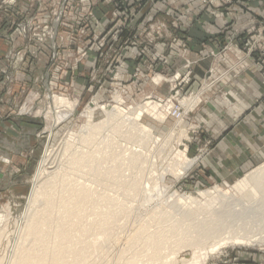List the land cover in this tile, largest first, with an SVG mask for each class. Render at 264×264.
<instances>
[{"label": "rangeland", "instance_id": "1", "mask_svg": "<svg viewBox=\"0 0 264 264\" xmlns=\"http://www.w3.org/2000/svg\"><path fill=\"white\" fill-rule=\"evenodd\" d=\"M181 1L154 0L150 5L149 0H141L131 6L129 15L137 18L132 21L131 17L127 25L139 28L123 35V52L114 54L110 48L123 24L120 12L101 0H70L54 63L50 35L61 0H0V264H22L26 258L38 263L46 252L47 264H52L63 217L59 200L67 183L90 188L85 193L93 195L94 203L86 206L82 220L70 228V264H151L153 256L163 259V264H183L195 255L201 259L199 264H264V244L221 242L219 250L212 253L214 240L204 231L200 230L198 237V229L190 234L177 220H157L156 210L166 211L165 203L173 204L179 196L197 197L216 187L237 196L233 189L236 183L263 165L219 184L208 182L199 169L228 127L226 119H238V102V110L246 106L247 99L246 109L264 106V94L251 95L247 90L250 86L239 81L254 69L264 86L260 69L264 62L260 24L264 26V19L235 28L226 23L221 30L223 44L205 56L208 69L201 72L200 83L190 91L195 68L203 57L187 38L195 28V19L184 18L183 13L193 12L192 5L197 2L198 13L221 15L220 19L227 21L229 9L236 3L183 0L182 6L172 7V2ZM152 23L167 24L174 37L159 38L157 33L149 37L147 30ZM181 38L191 44V51L184 55L171 48ZM233 49L236 51L230 56L234 61L228 58ZM187 61L195 64L186 69ZM172 77H179L176 89L170 83ZM213 83L219 84L215 92ZM191 93L201 103L190 99ZM210 94H215L208 99L216 108L205 111L204 99ZM56 100L65 105L58 107ZM171 103L176 108L169 110ZM140 107L150 115L145 113L138 122L152 130L159 144L139 147L134 131L129 130V136L128 128H121L120 133L106 128L102 138L98 136L89 149L86 147L89 120L99 123L107 119V111L117 109L129 115ZM174 111L182 117L177 119ZM197 111L198 116H193ZM89 155L105 158L104 177L95 175ZM147 183L155 187V195L143 196ZM38 187L44 192L34 202L33 192ZM50 197L56 207L48 211ZM106 216L112 217L111 221H104ZM36 219L49 223L36 224ZM29 225H37L41 232L36 239L23 241ZM46 227L52 234L39 240ZM158 237L165 241L148 249L146 243ZM191 242L198 246L188 245ZM77 254L82 259L73 263Z\"/></svg>", "mask_w": 264, "mask_h": 264}, {"label": "bare ground", "instance_id": "2", "mask_svg": "<svg viewBox=\"0 0 264 264\" xmlns=\"http://www.w3.org/2000/svg\"><path fill=\"white\" fill-rule=\"evenodd\" d=\"M193 101L194 102L197 101V104L198 102L201 103L199 99L197 100L193 99ZM55 102L58 107L65 105L63 101L56 100ZM145 110L146 109L140 107L134 110L133 112H131L129 115L122 114V112L118 111L117 109L107 111L106 112L107 119L99 123H94L91 121L92 113H90L88 117L91 120L88 121V124L85 127L86 129L85 132H87L88 136L90 135V139H88L89 137H86L87 140L85 139L87 142L86 147H88L89 149V145L91 146L92 144H94L98 136H101L102 138L103 131L106 128L109 129L108 131L111 132L113 131L119 132L121 131V128H126L125 131L127 130V128L128 131L129 130L134 131L136 134V138L135 137L134 138L136 139V143L138 144L139 147L146 148V146L150 147L151 144H155V145L159 144L160 140L157 139V137L153 136L152 130H150L142 122L141 123L138 122L139 120H141V117L145 113L150 115V111L147 110L148 112H146ZM156 119L161 120L160 118H156ZM179 121L182 120L180 119ZM130 132L131 131H129V136L131 134ZM173 132H175V129H173L170 132V134L166 137V140H162V142L165 143L167 139L170 138V136H172ZM131 138L130 137L127 138L128 141L131 140ZM70 146L72 147L73 145ZM76 147L77 146H75V148ZM84 147L85 146H83L82 149H84ZM67 148L71 149L69 146H67ZM79 149H80L79 151H81L80 147ZM140 152H142V149ZM131 153L134 155V152ZM89 157L91 162L92 163L94 162L92 165L95 164V166L92 165L90 166L91 168L94 169L93 171L95 172V175L104 177V175L106 174L103 172L104 170L103 164H105L104 163L105 158L104 157L96 158L90 155ZM136 159H138V157ZM140 160L142 159L140 158ZM139 161L136 163L139 164L140 163ZM115 170L116 167L112 169V173L115 172ZM178 172L180 175L182 174L180 173L181 171ZM145 186L143 187L144 191H146L145 192L146 194H143L144 197L155 195L154 192L156 190L155 187L151 186L148 183ZM76 187L70 186V184L68 183L65 187H63L64 192L59 200V205L63 207V213H62L63 217L60 222L61 225L58 227L59 231L56 233V239L59 240V245L56 252L54 253L53 251L52 253V257H51L52 264H70L67 260V255L72 253V248L70 247L71 244L70 236L73 233V231L70 228L72 227V224H78V222L82 220V213L85 212L86 206L89 204H94L93 201H91V197L93 195L88 194L89 193L88 190H90V188L86 190L84 186H78L77 187L78 190H77ZM262 187L264 188V165L258 167L255 171H253V173L247 175L245 179H242L236 183L233 189H235L237 196L234 195L229 190L222 191L217 187L213 191L200 192L197 195L198 198L194 197L195 195L194 196L189 195L187 197L179 196L176 198V200L174 199L175 202L173 204L165 203L166 206L168 207L166 211L160 208L156 210L158 214L157 220L159 223L168 222L170 218L172 221L177 220L179 222V227L184 228V230H190V234L195 229H198L199 230L198 237L200 236V230L204 231V233L207 236H210L209 239L212 238L214 240L211 246V248L213 249L212 253L219 250V247L221 246L220 245L221 242L224 243L223 245H225L226 242H235L237 244H243V245L251 244V243L264 244V190ZM85 190L88 193H85ZM43 192L44 191L41 187H38L36 188V190H34L33 192V195L35 197L34 202L39 201L40 197L43 195ZM78 192L87 195H80ZM46 204L48 206V211L49 209H53L56 207V203L54 202V199L52 197H50L49 201H46ZM111 219L112 217L110 218V216L109 217L106 216L103 218V220L107 222L111 221ZM47 223H49V220L42 221L36 219V224L42 225ZM27 230L28 232L26 233V236L23 239V241H26L29 238L36 239L37 234L41 232V228H38L37 225H32V226L29 225L26 227V231ZM51 234L52 233L50 232V228L47 227L43 228L42 236H40L39 240H42L43 238ZM221 236H223L222 239L220 238ZM215 240H217L218 242L216 243ZM163 241H165V239L162 240L160 239V237H158L152 241H148L146 243V246L148 247V249H151V247L153 246L155 247ZM192 244L198 246L196 242L188 243V245H192ZM197 251H199L198 248ZM30 253L31 252H29V254ZM32 259L33 258H26L25 260H22V264H33ZM81 259H82L81 254H77L73 260V263ZM200 260L201 259L195 255L192 258V260L190 261L183 260L182 262L183 264H199ZM47 263H48V253L46 252V254L40 259V261L34 264H47ZM163 263H164L163 259H159V257L157 258V256H153L151 258V264H163Z\"/></svg>", "mask_w": 264, "mask_h": 264}, {"label": "crops", "instance_id": "3", "mask_svg": "<svg viewBox=\"0 0 264 264\" xmlns=\"http://www.w3.org/2000/svg\"><path fill=\"white\" fill-rule=\"evenodd\" d=\"M182 2L183 0L180 3L172 2V7L178 8L182 6ZM235 3L236 4L229 9L227 21L220 19L221 15L209 16L198 13L197 8L199 3L197 2L192 5V8H195L193 12H190V14L182 12V17H189L191 20L195 19V28L189 33L187 38H190L194 43L199 57H203V60H200L199 65L195 68V83L190 86V91L197 88L200 83V78L202 77L201 72L203 73L208 69L209 62L204 59L205 56L209 51L219 50L223 44L221 30L227 26L226 23H230V28H235L245 25L250 21L264 19V0H235ZM157 6L160 7V4ZM237 6H241V8L239 9ZM229 34H231V31ZM237 45L239 44L237 43ZM233 50L234 51L230 52L228 55V58L232 61H234V59H231L232 57L230 55H232L236 49ZM231 74L236 75L234 72ZM232 79L235 82L237 80H235L234 77H232ZM239 81L242 82V85L245 87L250 86L246 89L252 91L251 95L256 94L262 96L264 94V86L261 85V80L256 70H250L247 74L242 76ZM239 81L236 82L237 85L240 83ZM212 86L214 88L212 91L215 92L218 90L219 84L217 86L213 83ZM213 95L215 96V94L205 95L206 98L204 101H206L205 104H207L204 109L205 111H212V109L216 108L209 102H213V100L208 99ZM230 95L232 96L233 93H230ZM238 98L239 97L236 99ZM232 99L233 101L236 100L235 98ZM248 102L249 100L247 99V104ZM239 104L241 103L238 102L236 106H240ZM220 105L219 107L222 108ZM238 106L237 112L240 113L239 117H237L238 119H233L234 121L232 120V122L226 119L228 127L221 132L222 135H220L218 140L213 144L210 155L200 163L199 169L202 171L206 180L212 184L233 181L252 167L262 163L264 165V106H250L248 109L244 106L243 109L241 108L239 110ZM152 108L157 112L155 106H152ZM220 108H218V112ZM198 111L193 116H196Z\"/></svg>", "mask_w": 264, "mask_h": 264}, {"label": "built area", "instance_id": "4", "mask_svg": "<svg viewBox=\"0 0 264 264\" xmlns=\"http://www.w3.org/2000/svg\"><path fill=\"white\" fill-rule=\"evenodd\" d=\"M141 0H101V2H103V4L105 6L108 5H113L119 12H120V19L123 21V24L119 27V30L117 31L114 39H113V44L111 45L110 50L114 53V54H121L123 52L122 50V37L123 35H125L126 33H130L133 31H137L139 26H137V28L135 26H129L127 25V22H129L131 20L132 17V21L135 20L137 17L136 16H131L129 15L130 13V8L131 6L140 3ZM221 0H217L214 2H220ZM233 0H228V3H232ZM70 0H61V3L59 4V9L57 11L56 14V19L54 21V23L52 24V29H51V35H50V39L52 42V51H53V62L55 63L57 61L58 58V52H59V44H58V37H59V33L61 30V27L63 26V21L65 22L66 20V11L68 8V4H69ZM203 2H205V0H203ZM154 3V0H149V4L152 5ZM211 4H213L212 2H210ZM89 16H92L93 14L89 11L88 12ZM152 23L148 26V30L149 37H154V34L157 33L159 38H169L171 39L172 37H174L175 33L174 30L170 29L168 27L167 24H156ZM261 26V35L262 40H263V44H264V26L263 23L260 24ZM93 27H91L92 29ZM254 32V30H252V33ZM187 32H185L184 34H186ZM89 38V35H86ZM190 42L188 39H184L181 38L179 40V42L176 44V46H174L173 44L171 45V48H174V50L177 53H182L183 55L186 54L188 51H191L190 48ZM261 51L264 53V48L261 49ZM262 63V62H261ZM195 63H191L190 61H187V65L185 66L186 69H190V67L192 65H194ZM261 69V77H262V84L264 85V62L263 65L260 67ZM186 77L183 80V83L186 82ZM189 80V79H188ZM179 81V77H172L170 83L171 84H175V89L177 87V83ZM191 98H198V96H195L194 93L190 94V99ZM176 107H173L172 103L171 106L169 108L173 109ZM175 112V111H174ZM169 114V113H168ZM173 116H175L177 119L180 117H182V114H180V112H175L173 113Z\"/></svg>", "mask_w": 264, "mask_h": 264}]
</instances>
